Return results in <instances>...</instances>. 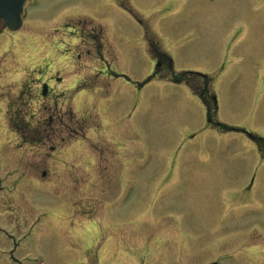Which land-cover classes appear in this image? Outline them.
I'll return each instance as SVG.
<instances>
[{
  "label": "rangeland",
  "instance_id": "obj_1",
  "mask_svg": "<svg viewBox=\"0 0 264 264\" xmlns=\"http://www.w3.org/2000/svg\"><path fill=\"white\" fill-rule=\"evenodd\" d=\"M28 2L17 44L0 48V264H264V157L251 138L264 140V83L244 62L214 68L229 26L244 22V42L259 37L264 50V0H187L174 15L188 8L185 29L159 40L174 73L209 80L216 119L230 128L220 131L206 128L184 84L146 82L140 41L135 63L121 61L112 78L71 54L63 23L103 0ZM29 71L62 78L50 83L51 105ZM18 108L22 140L5 118ZM103 207L122 229H105Z\"/></svg>",
  "mask_w": 264,
  "mask_h": 264
},
{
  "label": "flooded vegetation",
  "instance_id": "obj_2",
  "mask_svg": "<svg viewBox=\"0 0 264 264\" xmlns=\"http://www.w3.org/2000/svg\"><path fill=\"white\" fill-rule=\"evenodd\" d=\"M185 4L187 7L189 6L187 0H103L102 4L91 10L88 9L89 12L94 13L93 15L70 21L68 28L72 31L69 32L68 38L71 43L68 45L72 47L71 52L74 53L78 61L84 57L89 64L101 66V69L105 72L104 75L112 78L114 75H119L116 70L118 64L121 67H127L121 61L129 60L132 63L131 66L135 63L136 57H131L130 54L138 47L131 44V42L140 41L145 49V55L151 62V78L168 80L171 83L187 86L200 99L204 105L208 122L215 127L217 125L214 119L215 105L209 80L203 78L205 80L193 81L191 77H186L183 82H178L173 74L172 57L159 44L161 35L167 34L171 27L184 28L183 23L190 20V18L185 17L189 12L188 8L181 13L180 17H174L177 7L185 6ZM243 24L245 23L243 22ZM243 24L229 26L222 42L220 64L214 68L217 71H222L225 70V67L226 69L233 67L231 64L233 60L239 63L244 62L242 67L245 70L252 71V80L264 83V81L261 82L264 76L262 71L264 68V50L258 40L259 37L253 36L251 41L244 42L246 34ZM19 32L20 30L16 33L10 32L5 28L3 21L0 20V40L4 39V41L10 42L8 45L12 42L13 47L14 43L17 44L16 37ZM74 41H78V43ZM123 44L127 45L128 53L121 48ZM94 69L97 70L95 67ZM256 73L257 76H255ZM99 74L102 75V72H99ZM53 81L61 82L58 78H53L47 83L41 82L39 95H37V97L49 99L50 105L53 101L50 83ZM261 85L264 89V84ZM42 87L46 88L44 93L40 91ZM11 104L16 106L19 102L14 101ZM50 108L55 110L54 106ZM13 112L20 113L21 109L18 108ZM45 120L53 121V118ZM25 131H20L17 134H23ZM100 213L104 214V227L106 230L122 229V218H119L106 207H103ZM84 214L94 215L91 208H88ZM64 218L65 215L62 213L61 219ZM143 221H146V219H143ZM133 225L129 224L125 229H132Z\"/></svg>",
  "mask_w": 264,
  "mask_h": 264
},
{
  "label": "water",
  "instance_id": "obj_3",
  "mask_svg": "<svg viewBox=\"0 0 264 264\" xmlns=\"http://www.w3.org/2000/svg\"><path fill=\"white\" fill-rule=\"evenodd\" d=\"M10 1H12V0H3V2L5 3V6L2 8L0 7V11H1L0 16L8 21L7 25L12 26L13 24H15L17 22L18 15H19V12L21 10V6L23 4V0H14L15 6H16L15 8L7 7V3ZM9 17L12 18V21H9ZM16 28H18V27H15L14 29H16Z\"/></svg>",
  "mask_w": 264,
  "mask_h": 264
},
{
  "label": "bare ground",
  "instance_id": "obj_4",
  "mask_svg": "<svg viewBox=\"0 0 264 264\" xmlns=\"http://www.w3.org/2000/svg\"><path fill=\"white\" fill-rule=\"evenodd\" d=\"M20 32H21V30H20ZM20 32H19L17 35H19V34H20ZM0 48H1V46H0Z\"/></svg>",
  "mask_w": 264,
  "mask_h": 264
}]
</instances>
